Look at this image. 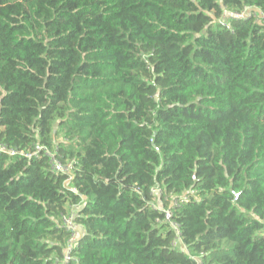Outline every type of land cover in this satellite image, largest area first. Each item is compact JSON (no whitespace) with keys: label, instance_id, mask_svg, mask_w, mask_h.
Instances as JSON below:
<instances>
[{"label":"trees","instance_id":"16d2710c","mask_svg":"<svg viewBox=\"0 0 264 264\" xmlns=\"http://www.w3.org/2000/svg\"><path fill=\"white\" fill-rule=\"evenodd\" d=\"M0 146V264H264V0H0Z\"/></svg>","mask_w":264,"mask_h":264},{"label":"built area","instance_id":"2783aa9c","mask_svg":"<svg viewBox=\"0 0 264 264\" xmlns=\"http://www.w3.org/2000/svg\"><path fill=\"white\" fill-rule=\"evenodd\" d=\"M229 16L230 17H233L235 19L244 18V15L243 14H241V15H233V14H230L229 13ZM3 150H4L3 147L0 146V152L3 151ZM36 150H37V152H40V151L41 152H44L45 155L50 159V162L52 164V170H53L54 173H57V174H69L70 173L71 164H68L66 166H63V165H61L60 163H58L56 161L54 155L51 154V152L46 151V150H44L42 148H36ZM9 154L11 156H13V155L16 154V152L9 151ZM24 156L27 157V158H29L30 155L29 154H25ZM69 181H70V178H68L66 180V182H69ZM233 196H234V200H237L238 195L237 194H234ZM181 202L182 203H187L188 202V197H186V196L183 197L181 199ZM74 218H75V216H74V213L73 212H71L68 215H65V216H63L61 218L63 227L71 234V239H70V241L68 243V247H67V251L68 252L70 251L71 247L73 246V244L75 242L76 235H77V231H78V226L75 223ZM164 221L170 225V227H171V229L173 231H175L176 241L174 242V245L175 246H179V248L182 251H185V248L182 246V244L180 243L179 238H178V235H179L178 225L171 220V210L167 209V210L164 211ZM67 259H68V256L66 257V260Z\"/></svg>","mask_w":264,"mask_h":264},{"label":"rangeland","instance_id":"374dc122","mask_svg":"<svg viewBox=\"0 0 264 264\" xmlns=\"http://www.w3.org/2000/svg\"><path fill=\"white\" fill-rule=\"evenodd\" d=\"M227 17H229V13H226V14H225V18H227Z\"/></svg>","mask_w":264,"mask_h":264}]
</instances>
